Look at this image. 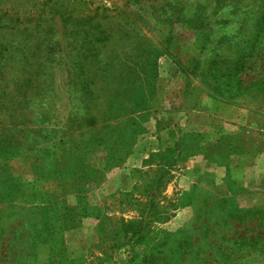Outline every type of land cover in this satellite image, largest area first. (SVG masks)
Segmentation results:
<instances>
[{
    "label": "rangeland",
    "instance_id": "rangeland-1",
    "mask_svg": "<svg viewBox=\"0 0 264 264\" xmlns=\"http://www.w3.org/2000/svg\"><path fill=\"white\" fill-rule=\"evenodd\" d=\"M0 264H264V0H0Z\"/></svg>",
    "mask_w": 264,
    "mask_h": 264
}]
</instances>
